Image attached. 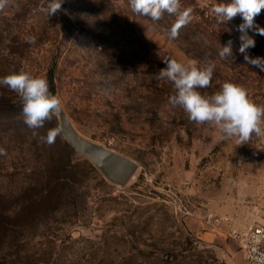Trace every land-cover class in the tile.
Returning <instances> with one entry per match:
<instances>
[{
    "label": "rangeland",
    "instance_id": "rangeland-1",
    "mask_svg": "<svg viewBox=\"0 0 264 264\" xmlns=\"http://www.w3.org/2000/svg\"><path fill=\"white\" fill-rule=\"evenodd\" d=\"M216 4L181 0L193 19L172 39L175 15L153 21L129 0H62L50 18L48 0H8L0 77L23 69L51 79L77 133L137 169L115 187L73 150L67 161L37 130L0 123V225L8 230L0 264H244L230 233L264 221V142L237 145L190 121L168 102L172 82L159 77L169 58L212 63L211 85L198 91L233 82L264 106V72L238 51L243 20L218 25ZM255 22L264 27V10ZM254 38L249 54L264 57V36ZM229 40L232 56L222 59L216 41ZM1 101L20 104L3 85ZM51 123L58 126L56 115Z\"/></svg>",
    "mask_w": 264,
    "mask_h": 264
},
{
    "label": "clouds",
    "instance_id": "clouds-1",
    "mask_svg": "<svg viewBox=\"0 0 264 264\" xmlns=\"http://www.w3.org/2000/svg\"><path fill=\"white\" fill-rule=\"evenodd\" d=\"M8 0H0V10L7 6ZM132 11L137 15L159 21L164 13L175 15L176 21L168 31L172 39L179 36L181 27L193 19L191 7L181 8V0H129ZM62 0H48L44 9L50 17L61 9ZM264 10V0H229L212 7L211 11L218 25L232 21L239 15L243 22L238 25L240 33L239 53L244 56L247 64L264 72V57L251 56L249 50L255 48V35L264 36V27L255 22V18ZM252 32L254 35H249ZM36 38L28 37L29 43H35ZM219 56H232V41L229 40L221 48ZM165 68L159 71L161 79H167L174 85V94L169 97L172 107H180L188 119L197 124H210L219 129L223 139L235 138L237 145L247 144L254 136L264 142V106L254 103L243 86L224 82L220 90L211 95H204L198 89L211 85L215 64L197 67L195 62L188 67L176 59L164 60ZM0 85L6 86L19 97L24 123L31 129L42 128L46 121H51L55 115L62 112L60 97L50 91L46 78L33 76L24 71H14L0 77ZM63 129L59 125L48 130L45 143L52 145ZM0 155H6V150L0 148Z\"/></svg>",
    "mask_w": 264,
    "mask_h": 264
},
{
    "label": "water",
    "instance_id": "water-1",
    "mask_svg": "<svg viewBox=\"0 0 264 264\" xmlns=\"http://www.w3.org/2000/svg\"><path fill=\"white\" fill-rule=\"evenodd\" d=\"M56 117L63 129L60 136L65 144L87 161L106 182L115 187H124L129 182L137 169L133 161L80 136L63 110Z\"/></svg>",
    "mask_w": 264,
    "mask_h": 264
},
{
    "label": "trees",
    "instance_id": "trees-1",
    "mask_svg": "<svg viewBox=\"0 0 264 264\" xmlns=\"http://www.w3.org/2000/svg\"><path fill=\"white\" fill-rule=\"evenodd\" d=\"M215 1L218 4L229 2V0H215ZM237 16H239V15H237ZM216 42L218 43V47L220 49L227 44L226 42H223V41L222 42L216 41ZM212 45L214 46L215 44L210 43L209 48H211ZM48 83H49L50 91L53 94H56L55 88H54V85H53L51 79H48ZM22 117H23V115H22V110H21L20 104H17V103L11 104L9 102H3V101L0 102V123H1V125L5 126L7 129L12 128L13 126L16 128L23 126V128H25L27 125L24 123V120L16 121ZM46 122L42 128L34 129L40 133L41 137H46L48 130L56 127L54 123H51V126L50 125L48 126L46 124ZM49 146H51L55 150V153L58 156H61L63 158L65 157L67 159V161L72 160L71 159V157L73 155L72 150L70 148H68L67 145L65 143H63L58 136H57L55 142ZM82 164L84 167H82L80 164H78L76 166H78V167L81 166L82 170L86 174H90L93 172V170L89 166H87L85 163H82ZM6 235H8V230L0 225V243L3 242V240L5 239L4 237H6Z\"/></svg>",
    "mask_w": 264,
    "mask_h": 264
},
{
    "label": "built area",
    "instance_id": "built-area-1",
    "mask_svg": "<svg viewBox=\"0 0 264 264\" xmlns=\"http://www.w3.org/2000/svg\"><path fill=\"white\" fill-rule=\"evenodd\" d=\"M230 239L242 255L244 264H264V221L242 232L232 231Z\"/></svg>",
    "mask_w": 264,
    "mask_h": 264
},
{
    "label": "crops",
    "instance_id": "crops-1",
    "mask_svg": "<svg viewBox=\"0 0 264 264\" xmlns=\"http://www.w3.org/2000/svg\"><path fill=\"white\" fill-rule=\"evenodd\" d=\"M237 248V247H236ZM242 256V255H241ZM244 262V261H243Z\"/></svg>",
    "mask_w": 264,
    "mask_h": 264
}]
</instances>
